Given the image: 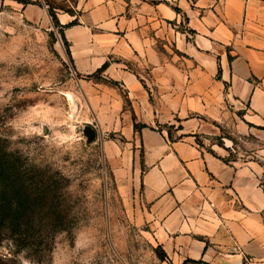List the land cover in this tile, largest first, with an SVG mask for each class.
<instances>
[{"label": "crops", "instance_id": "obj_1", "mask_svg": "<svg viewBox=\"0 0 264 264\" xmlns=\"http://www.w3.org/2000/svg\"><path fill=\"white\" fill-rule=\"evenodd\" d=\"M16 10L23 5L14 2ZM58 15L122 197L172 264H264V0H78ZM39 6L25 7V12ZM108 63L100 80L92 77ZM252 160L201 148L236 125ZM142 126L135 128V126ZM181 134L170 140L165 126ZM179 127L181 129H179Z\"/></svg>", "mask_w": 264, "mask_h": 264}, {"label": "rangeland", "instance_id": "obj_2", "mask_svg": "<svg viewBox=\"0 0 264 264\" xmlns=\"http://www.w3.org/2000/svg\"><path fill=\"white\" fill-rule=\"evenodd\" d=\"M77 2L0 0V175L14 209L21 200L29 207L0 227V264H172L158 257L134 197L120 195L104 149L119 138L99 129L88 107L92 80L76 73L49 15L78 16ZM175 127L159 130L176 139ZM197 142L228 161L252 160L261 146L238 124Z\"/></svg>", "mask_w": 264, "mask_h": 264}, {"label": "trees", "instance_id": "obj_3", "mask_svg": "<svg viewBox=\"0 0 264 264\" xmlns=\"http://www.w3.org/2000/svg\"><path fill=\"white\" fill-rule=\"evenodd\" d=\"M17 1L23 2V3L28 2V0H17ZM49 15H50L52 22L55 25V27L60 29L59 34H60L62 41L64 43V46L66 48L67 54L70 57L69 44L65 40L64 29L66 27L76 25L77 21L72 22L68 26H61L59 21H58L57 15L53 10H49ZM108 65H109L108 63L104 64V66L98 71V74L103 73L108 68ZM88 78H91V76ZM141 127L142 126H138V125L135 126L136 129L141 128ZM179 129H181V128L179 127ZM169 130H170V128H169ZM168 135H169L168 138L170 140H172L170 131H168ZM211 153L215 155L214 152H211ZM0 183L4 184L3 186L0 187V227L2 225H9L12 227L13 220H17L20 217L21 218L24 217L23 215L24 214L26 215L27 211L29 210V207L26 205V202L21 200V201H19L20 202L19 205H20L21 209L19 208V206H18V209H16V208L14 209V201H15L14 196L15 195H13V190L11 189V187L9 185V178H6L5 176L0 175ZM157 254H158V257L162 261L167 259V256L165 255V253L159 248L157 250Z\"/></svg>", "mask_w": 264, "mask_h": 264}]
</instances>
